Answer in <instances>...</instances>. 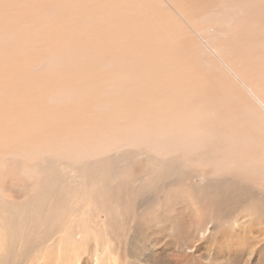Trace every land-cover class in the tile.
<instances>
[{
  "label": "bare ground",
  "instance_id": "obj_1",
  "mask_svg": "<svg viewBox=\"0 0 264 264\" xmlns=\"http://www.w3.org/2000/svg\"><path fill=\"white\" fill-rule=\"evenodd\" d=\"M87 213L264 264V0H0V261L72 259Z\"/></svg>",
  "mask_w": 264,
  "mask_h": 264
},
{
  "label": "rangeland",
  "instance_id": "obj_2",
  "mask_svg": "<svg viewBox=\"0 0 264 264\" xmlns=\"http://www.w3.org/2000/svg\"><path fill=\"white\" fill-rule=\"evenodd\" d=\"M166 216L169 217L168 221L176 220L178 222L179 220H177V218L183 219V224L187 225V227L196 219L192 215H188V217H179L177 211L166 213ZM81 218L83 217L81 216ZM103 218H106L104 214H102L101 217L100 215L97 216V214L91 215L87 213L85 215L84 221H87L83 226L85 238L79 242L71 241L68 247L64 246V249H67V255L72 258L70 260L67 259L62 261L56 259L53 255L54 248H49V246L48 248L51 251L49 252V257L45 256L46 261L40 257V254L32 253L33 255L30 254L24 257L18 256L17 258L15 256L14 261L3 259L0 261V264H221L220 262L206 260L205 258L192 257V254H196L195 250L191 252L190 249H186L187 245L183 246L178 242L181 228L176 223L169 222L168 226L163 229V224L159 219L156 220L155 227L153 226L154 228L149 231L147 230L146 233L138 232L131 241L128 240L127 237L119 243L115 241L112 235H109L108 243L104 244L105 240L102 236V231H100L103 226ZM162 218L166 219L165 214ZM162 218L160 220H162ZM88 220H92V223L89 224ZM187 227L185 226V228ZM212 227L213 226L210 227L211 230L214 229ZM111 237L112 239H110ZM185 241L191 246L194 243L192 239H190V236H187ZM156 242L157 245L160 244L165 247L163 248L161 246L158 248L160 256H158L156 262H153L154 257L152 256V250ZM195 245L198 246L199 244L196 243ZM197 246L195 248H197ZM125 248H127L128 251Z\"/></svg>",
  "mask_w": 264,
  "mask_h": 264
}]
</instances>
